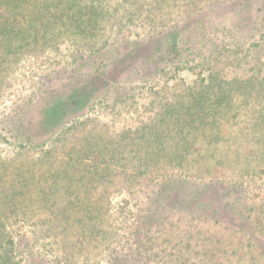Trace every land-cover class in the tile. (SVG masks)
Wrapping results in <instances>:
<instances>
[{"label": "rangeland", "instance_id": "374dc122", "mask_svg": "<svg viewBox=\"0 0 264 264\" xmlns=\"http://www.w3.org/2000/svg\"><path fill=\"white\" fill-rule=\"evenodd\" d=\"M133 1L131 8L122 3L118 19L106 25L99 39L100 45L112 50L113 57L126 42L146 40L176 25L191 29L200 18L203 25L196 26L189 39L198 48L206 43L201 55L209 49L212 53L205 58V65L197 63V56L190 68L167 65L157 71L148 60L151 47L142 48L140 58L112 84L106 99L97 105L83 102V113L74 115L79 118L69 119L77 118L72 123L78 129L67 133L62 147L57 148L59 157L87 132L117 136L155 120L165 102L182 96L186 88L195 87L214 69L221 70L227 79L245 78L258 71L264 74V0ZM132 9L136 10L133 17L126 20L122 12L132 15ZM237 29H243L239 36ZM77 44L85 46L76 39L56 38L47 46L23 52L8 69L0 85V166H14L12 162L24 158V145L14 130L23 122L36 121L35 102H40L44 90L55 86L51 77L64 76L59 70L80 48ZM59 91L67 93L66 87ZM231 122L223 126L226 138L221 143L207 150L205 145H195L201 148L199 160L191 154L181 166L161 163L159 175L132 180L117 177L109 182L99 204L105 218L101 236L106 235L96 243L89 242L76 227L63 231L65 219L57 221L62 224L59 227L53 224L49 228L50 218L40 212L26 216L18 212L13 220L1 218L9 236L19 239L26 235L29 242L23 241L30 243L33 251L12 252L14 262L264 264V141L254 129L252 117L235 115ZM32 128L36 129V124ZM171 182L176 184L167 188ZM98 193L90 195L96 204ZM55 201L58 208L65 203L58 195ZM26 244H22L24 249ZM82 246L86 250L78 251Z\"/></svg>", "mask_w": 264, "mask_h": 264}, {"label": "trees", "instance_id": "16d2710c", "mask_svg": "<svg viewBox=\"0 0 264 264\" xmlns=\"http://www.w3.org/2000/svg\"><path fill=\"white\" fill-rule=\"evenodd\" d=\"M124 1L129 8L135 3L133 0H120L121 3L118 0H0V85L23 52L47 46L60 37L68 41L76 39L85 45L77 44L80 48L60 68L59 73L64 76L56 78L59 80L50 78L55 80V86L44 90L40 102H35L36 121H21L24 124L14 130L15 137L24 145V158L12 162L14 166H0V220H13L18 212L24 216L40 212L50 218L49 228L59 227L62 224L57 221L65 219L63 231L76 227L86 234L89 242L96 243L106 235L101 236L105 218L99 204L114 178L132 180L137 176L159 175L161 163L181 166L191 154L199 160L197 152L201 148H194L195 145H205L207 150L212 144L221 143L226 138L223 126L232 123L235 115L252 117V125L264 141V74L258 71L245 78L227 79L221 70L214 69L195 87L186 88L178 99L165 102L155 120L117 136L87 132L59 157L57 148L62 147L67 133L78 129L72 123L77 118L69 119L78 117L74 116L77 112L83 113V102L97 105L106 99L112 84H117L118 77L140 58L142 48L151 47L148 60L157 71L167 65L190 68L197 56V63L205 65V58L212 53L209 49L201 55L206 43L198 48L189 39L196 26L203 25L200 18L192 23L191 29L176 25L146 40L126 42L113 57L112 50L100 45L99 39L106 25L118 19ZM135 11L132 9L131 15L124 10L123 17L130 20ZM149 12L150 9L146 16ZM237 30L236 36L241 35L243 29ZM64 87L67 93L59 91ZM33 123L36 129L32 128ZM32 151L38 153L29 156ZM176 182L169 183L167 188ZM98 191L96 204L90 195ZM57 195L65 202L59 208ZM73 213L80 217L72 219ZM148 220L149 215L144 221ZM6 225L0 221V264H17L12 252L33 251L30 243L23 241L29 242L26 235L13 239L6 232ZM22 244L27 247L24 249ZM85 250L83 246L78 249Z\"/></svg>", "mask_w": 264, "mask_h": 264}]
</instances>
